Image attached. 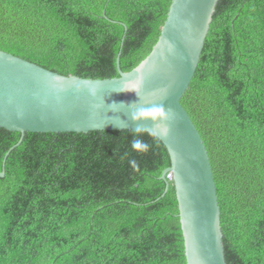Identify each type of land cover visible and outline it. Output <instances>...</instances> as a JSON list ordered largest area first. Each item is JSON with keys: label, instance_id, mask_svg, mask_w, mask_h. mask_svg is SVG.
Returning a JSON list of instances; mask_svg holds the SVG:
<instances>
[{"label": "trees", "instance_id": "obj_1", "mask_svg": "<svg viewBox=\"0 0 264 264\" xmlns=\"http://www.w3.org/2000/svg\"><path fill=\"white\" fill-rule=\"evenodd\" d=\"M170 3L0 0V51L62 76L117 78L149 54ZM180 105L208 155L225 263L264 264V0L217 1ZM20 138L0 128V264H185L157 138Z\"/></svg>", "mask_w": 264, "mask_h": 264}, {"label": "water", "instance_id": "obj_2", "mask_svg": "<svg viewBox=\"0 0 264 264\" xmlns=\"http://www.w3.org/2000/svg\"><path fill=\"white\" fill-rule=\"evenodd\" d=\"M217 1L171 0L149 54L126 73L118 69L117 78L62 76L0 51V128L21 134L16 146L26 132L124 130L149 133L163 144L185 264H226L208 155L180 105Z\"/></svg>", "mask_w": 264, "mask_h": 264}, {"label": "built area", "instance_id": "obj_3", "mask_svg": "<svg viewBox=\"0 0 264 264\" xmlns=\"http://www.w3.org/2000/svg\"><path fill=\"white\" fill-rule=\"evenodd\" d=\"M171 176L170 175H168V178H170Z\"/></svg>", "mask_w": 264, "mask_h": 264}]
</instances>
